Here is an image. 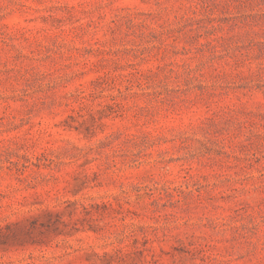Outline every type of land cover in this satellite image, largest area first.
Returning a JSON list of instances; mask_svg holds the SVG:
<instances>
[{"label": "rangeland", "instance_id": "rangeland-1", "mask_svg": "<svg viewBox=\"0 0 264 264\" xmlns=\"http://www.w3.org/2000/svg\"><path fill=\"white\" fill-rule=\"evenodd\" d=\"M0 264H264V0H0Z\"/></svg>", "mask_w": 264, "mask_h": 264}]
</instances>
